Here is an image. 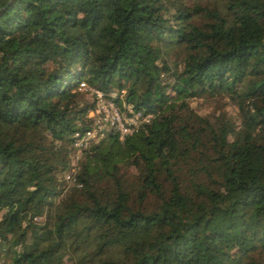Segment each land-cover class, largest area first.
Returning <instances> with one entry per match:
<instances>
[{
	"label": "trees",
	"instance_id": "1",
	"mask_svg": "<svg viewBox=\"0 0 264 264\" xmlns=\"http://www.w3.org/2000/svg\"><path fill=\"white\" fill-rule=\"evenodd\" d=\"M82 81L153 118L77 159ZM66 261L264 264V0H0V264Z\"/></svg>",
	"mask_w": 264,
	"mask_h": 264
},
{
	"label": "built area",
	"instance_id": "2",
	"mask_svg": "<svg viewBox=\"0 0 264 264\" xmlns=\"http://www.w3.org/2000/svg\"><path fill=\"white\" fill-rule=\"evenodd\" d=\"M78 89L89 90L95 94L96 98L94 108L87 115L92 122L91 128L84 133L74 135V146L81 154L92 143H98L106 138L109 132L118 133L119 139L122 140L125 136L138 131L144 124L149 123L154 116L153 112L135 109L132 104L125 103L124 89L119 92L111 91L105 95L102 91L89 87L85 81L80 82ZM115 98H120L122 104L115 102Z\"/></svg>",
	"mask_w": 264,
	"mask_h": 264
},
{
	"label": "rangeland",
	"instance_id": "3",
	"mask_svg": "<svg viewBox=\"0 0 264 264\" xmlns=\"http://www.w3.org/2000/svg\"><path fill=\"white\" fill-rule=\"evenodd\" d=\"M190 102L191 106L200 115H208L217 110L226 111L231 115H236L237 113V108L231 102L220 96L209 97L207 99L190 98ZM76 153L77 157H79L80 155L82 156L81 152L77 151ZM67 178H69V176H67ZM66 264H69V262L66 261Z\"/></svg>",
	"mask_w": 264,
	"mask_h": 264
}]
</instances>
